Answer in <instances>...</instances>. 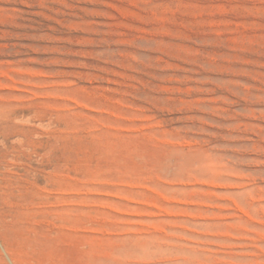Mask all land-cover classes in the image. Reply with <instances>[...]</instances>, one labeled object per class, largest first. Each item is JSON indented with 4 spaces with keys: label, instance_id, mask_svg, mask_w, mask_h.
<instances>
[{
    "label": "rangeland",
    "instance_id": "374dc122",
    "mask_svg": "<svg viewBox=\"0 0 264 264\" xmlns=\"http://www.w3.org/2000/svg\"><path fill=\"white\" fill-rule=\"evenodd\" d=\"M0 264H264V0H0Z\"/></svg>",
    "mask_w": 264,
    "mask_h": 264
}]
</instances>
